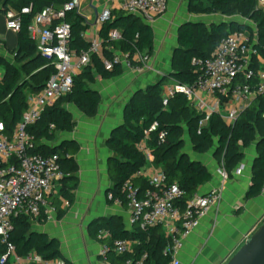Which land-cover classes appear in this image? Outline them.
Segmentation results:
<instances>
[{"label": "trees", "instance_id": "trees-1", "mask_svg": "<svg viewBox=\"0 0 264 264\" xmlns=\"http://www.w3.org/2000/svg\"><path fill=\"white\" fill-rule=\"evenodd\" d=\"M66 1L0 0V14L12 10L21 16L22 21L17 32L18 46L11 51L12 57L0 54V69L3 71L0 76V120L5 124L9 135L13 134L27 110L29 97L40 93L57 71L55 58L45 56L38 50L36 41L30 35L29 25L35 15L46 7L62 9ZM26 8L29 11H24ZM189 11L194 14H218L228 20H238H220L212 24L196 23L197 20L183 22L178 29V45L173 51L171 71L159 76L145 88L135 91L127 101L124 123L112 131L107 141L112 152L109 160L112 186L108 192H112L115 197L124 198V182L137 175L148 164L147 156L137 148V144L154 122H158L159 126L150 133L149 146L154 156L152 165L165 172L168 184L178 183L187 192V198L212 181L213 173L203 162L193 160L185 153V130L194 151L206 154L212 150L214 158L225 168L229 178L243 160L244 149L256 142L257 157L245 199L256 198L264 192V91L239 113L232 124L226 122L221 113H214L204 126H200L203 114L179 90L169 99L168 105L163 104L164 87L168 80L172 79L179 85L194 84L199 73V66L195 61L210 57L222 38L230 33L248 31L253 35L249 22L256 24V48L264 61V9L257 6L256 0H192ZM65 12V20L71 25V48L78 53L88 50L90 43L85 32L89 23L86 17L78 9H68ZM113 30L121 33L119 40L110 38ZM100 38L103 39L104 58L111 59L115 52H121L134 64L136 53L152 55L154 51L153 26L122 9L112 10L111 19L102 25ZM123 71L122 65L107 69L102 58L93 54L90 63L74 76L71 92L58 99L53 106L45 108L40 119L28 128L33 139V147L30 149L32 154L60 156L63 185L59 188V195L71 203L75 201V190L79 183V165L76 159L80 151L79 143L68 141L58 146H49L48 143L54 142L59 133L73 132L76 128V121L66 108L67 104H74L86 116L95 117L102 97L90 84L98 78L119 77ZM163 132L165 136L162 138ZM134 182L143 188L148 187L147 179L141 176H135ZM51 199L61 218L65 211L61 208L60 198L52 196ZM37 220L44 224L48 219L42 214ZM33 224L34 217L25 212L13 217L9 242L15 246L16 253L25 257L36 252L47 261L62 259L64 256L59 240L37 232ZM102 232H108L109 235L100 236ZM89 233L102 246L108 247L106 259L110 264H122L127 259L135 264L145 254L147 257L143 264H170V257L163 252L169 245V238L159 225L145 228L133 225L128 229L121 217L110 216L93 220ZM117 239L132 241V252L118 255L112 248L113 241ZM6 251L7 244L2 243L0 237V259ZM0 264L15 263L8 259Z\"/></svg>", "mask_w": 264, "mask_h": 264}, {"label": "built area", "instance_id": "built-area-1", "mask_svg": "<svg viewBox=\"0 0 264 264\" xmlns=\"http://www.w3.org/2000/svg\"><path fill=\"white\" fill-rule=\"evenodd\" d=\"M120 7L127 13L139 16L146 23H154L156 19L166 14L169 0H119ZM257 6L264 9V0H256ZM82 0H67L62 9L46 7L33 18L29 25L31 37L36 41L38 50L45 56L54 57L57 71L46 87L38 94H32L27 110L17 123L12 135L6 131L5 124L0 120V237L7 244V251L1 256L0 262L8 259L15 264H71L65 260L47 261L38 253L32 252L23 257L16 253V248L9 242L13 230V217L25 212L34 218L42 214L51 218L57 208L52 204L50 195L53 193L56 181L63 177L60 156L58 154H32V135L28 131L41 117L47 107L53 106L58 99L71 92L74 76L82 71L91 61L93 54L99 55L105 67L109 70L116 65L128 67L134 73L147 71L157 72L152 66L151 55L145 52L135 54L136 63L132 64L127 55L115 52L114 56L104 58L103 39H89V49L76 52L71 48V25L65 20V11L80 9ZM29 11V9H24ZM7 28L18 32L21 28V16L8 10L6 13ZM112 17V9L104 8L97 16L96 23L103 25ZM86 37V34H85ZM87 38V37H86ZM112 40H119L118 30L110 32ZM256 40L247 31L233 32L223 37L213 54L204 59L196 60L199 66L197 80L192 85L169 87L163 95L166 106L176 91H182L191 105L204 118L200 126H204L210 116L221 113L226 122L232 124L239 111L250 106L253 99L264 91V71L254 66V58L260 55L256 48ZM242 75L245 82L238 81ZM258 79L255 83L253 81ZM252 80V82H251ZM229 97L237 104L231 113L223 114V98ZM154 122L145 131L144 138L137 144L153 162L154 156L149 146L150 133L158 128ZM165 133L161 134L163 138ZM154 168L151 174H145L143 167L138 176H146L148 187L142 188L134 182V177L123 184V197H115L108 192L107 199L117 205L127 204L130 210V223L142 228L161 226L169 238V245L164 249V255L170 257V264H182L179 254L184 242L201 224L202 219L217 207L223 194V188L228 181V173L221 166L219 174L222 183L219 187L207 193L199 191L187 198V192L178 183L168 184L167 175L159 168ZM64 204L69 205L68 200ZM102 232L100 236H108ZM133 242L117 239L112 248L118 255L132 252ZM107 246H102L101 254L106 258ZM145 254L135 264H143ZM122 264H134L127 259Z\"/></svg>", "mask_w": 264, "mask_h": 264}, {"label": "crops", "instance_id": "crops-1", "mask_svg": "<svg viewBox=\"0 0 264 264\" xmlns=\"http://www.w3.org/2000/svg\"><path fill=\"white\" fill-rule=\"evenodd\" d=\"M172 2L174 1L169 0V9L166 14L151 24L155 31V44L151 60L152 66L157 69V72L147 71L139 74L134 73L128 67H123V70H128L130 73L152 77L153 81L150 84L156 81L157 76L165 75L171 71L173 51L178 45V26L190 20L185 19L179 22L177 17L171 15ZM104 8L121 9L120 1L82 0L78 11L86 17L89 23L85 32L88 40L100 37L102 25L96 23V18ZM0 16V54L12 57L11 51L18 46V34L7 28L5 13H1ZM204 16H206L203 18L205 23L212 24L218 21L208 18L221 15L204 14ZM252 37L257 43V37H254V34ZM254 66L259 70H264V61L261 55L254 58ZM2 72L0 69V76H2ZM124 75L125 71L119 77L98 78L93 83L97 84L96 90L102 97L99 112L95 117H88L74 104H67L66 108L73 114L76 121V128L73 132L59 133L54 142L48 143L49 146H58L63 142L77 141L80 146L76 157L79 165V183L75 190V201L70 202L69 205L64 204L65 199L59 195V188L63 185L62 178L58 179L55 189L50 195V200L53 204L51 197L58 196L65 214L60 218L56 210L46 223L42 224L38 222L37 218H34L33 224V228L37 232L45 233L50 238L59 240L64 256L60 260L71 264H110L101 254L102 245L90 236L89 226L93 220L119 216L126 228L131 229L133 226L130 223L128 205H117L107 199L108 191L112 186L109 176V160L112 152L107 141L112 131L124 123V109L121 115L116 114L115 117L113 115L116 106L120 103L125 104L123 97L128 95L125 92L123 96H119L126 84L118 85L119 83L115 84L114 82ZM243 80V76L240 75L238 81L242 82ZM166 84H173V86L165 85L164 94L169 87H175L178 83L170 79ZM104 99H107L106 104H103ZM102 106H108V110L103 115L100 114ZM236 107L237 104L233 103L229 97L223 98V114L231 113ZM237 113L239 114L241 111ZM187 154L189 155V153ZM256 157L257 143L255 142L244 149L243 160L224 185L220 204L202 219L200 226L185 240L184 247L179 254L182 264H225L261 226L264 221V192L256 198L245 199L251 184ZM207 162L204 159L203 163L212 171L213 179L200 188V193L210 192L222 183V177L219 174L221 166L217 165L218 161L213 154ZM143 171L148 175L154 172V168L151 163H148ZM141 177L147 179L146 176Z\"/></svg>", "mask_w": 264, "mask_h": 264}, {"label": "rangeland", "instance_id": "rangeland-1", "mask_svg": "<svg viewBox=\"0 0 264 264\" xmlns=\"http://www.w3.org/2000/svg\"><path fill=\"white\" fill-rule=\"evenodd\" d=\"M171 1V0H170ZM174 2H172L171 4V10L170 13L171 15L173 14L174 17H177V20L179 22H182L185 19H190V20H199L202 19L205 21L206 16H204V14H194V13H190L189 11V6L192 0H173ZM1 19V16H0ZM209 20L211 19H216V21H220L221 19H223L222 16H214L213 18H208ZM235 20H238L237 18H235ZM177 21V23H179ZM253 28V34L254 37H257V29H256V24L253 22H249ZM255 39V38H254ZM125 71V75L120 78L119 80H115V84L119 83L118 85H125L122 90L120 91V95L119 96H123L125 92L128 93V95L123 97V102L125 101V104H118V106H116V108L114 109V115L113 117L116 116V114L121 115L123 109H125V105L127 103V101L131 98V96L134 94L135 91H137L138 89L141 88H145L147 85L150 84V82L153 81L152 77H148V76H143V75H138V74H134V73H130L128 70H124ZM165 74V72H164ZM159 76H157L156 79H158ZM170 83V82H168ZM96 85L97 84H90V86L93 89H96ZM165 85H171V84H165ZM108 86H111L110 84H108ZM173 86V84L171 85ZM128 99V100H126ZM107 103V99H104L103 104ZM108 110V106H102L101 107V112L100 114L103 115L105 114V112ZM184 140H185V147H184V151L187 153H189V156L191 159L193 160H199V161H203L204 159H206V162L208 161V158L210 156H212L213 151L211 150L210 152L206 153V154H202V153H197L194 151L193 148V144L192 141L189 138V135L187 134V131L185 130L184 132ZM208 163V162H207ZM218 166H221L218 162H217ZM201 191V189H200ZM264 222V221H263ZM262 225V224H261ZM255 232V231H254Z\"/></svg>", "mask_w": 264, "mask_h": 264}, {"label": "water", "instance_id": "water-1", "mask_svg": "<svg viewBox=\"0 0 264 264\" xmlns=\"http://www.w3.org/2000/svg\"><path fill=\"white\" fill-rule=\"evenodd\" d=\"M221 20L230 22L236 21L235 18L228 20L227 17H224ZM189 21L192 20H188L187 22ZM195 22L204 23L205 21L199 19ZM182 24L183 23L178 26V29ZM122 125L117 126L115 129ZM225 264H264V222Z\"/></svg>", "mask_w": 264, "mask_h": 264}]
</instances>
